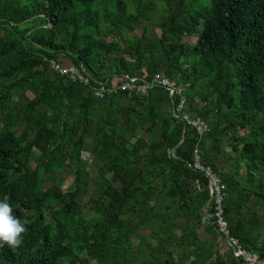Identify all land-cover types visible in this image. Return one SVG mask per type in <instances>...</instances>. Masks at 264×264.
<instances>
[{"label":"trees","instance_id":"16d2710c","mask_svg":"<svg viewBox=\"0 0 264 264\" xmlns=\"http://www.w3.org/2000/svg\"><path fill=\"white\" fill-rule=\"evenodd\" d=\"M160 1L149 36L133 33L142 0H0V200L27 228L0 264H244L213 225L197 231L210 196L196 145L226 186L231 235L264 259V0ZM65 58L88 85L54 72ZM155 74L181 86L177 117L162 87L90 88Z\"/></svg>","mask_w":264,"mask_h":264},{"label":"built area","instance_id":"2783aa9c","mask_svg":"<svg viewBox=\"0 0 264 264\" xmlns=\"http://www.w3.org/2000/svg\"><path fill=\"white\" fill-rule=\"evenodd\" d=\"M51 68L60 76H68V78H70L72 81H77L83 85L89 84L88 77L85 76L82 71L75 66H69L65 68L58 65L54 61H51ZM154 86L164 88L168 92L169 97H180L177 108L173 111V114L177 117V114H180L184 109L186 103L185 97L182 95L181 86L176 85L163 74H155L151 81H144L137 77L124 75L117 77L115 81H111L109 84L107 82L98 83L97 86L90 88L96 98L103 99L106 96L116 94L118 90L132 92L136 95H144ZM181 118L186 122L185 124L192 127L200 137L207 131V125L201 120L189 119L187 115H183ZM193 159V168L203 172L204 176L207 178L210 196V200L200 211L201 227H206L210 224L213 225L216 228L218 234L223 239L224 243L231 250L232 256L236 260H239L244 264H264V259H261L257 253L248 252L245 250L238 239L231 235L224 212L226 186L224 183H222L220 177L217 174L202 164L197 145L193 151ZM210 202H212L213 208L211 212L209 211Z\"/></svg>","mask_w":264,"mask_h":264},{"label":"rangeland","instance_id":"374dc122","mask_svg":"<svg viewBox=\"0 0 264 264\" xmlns=\"http://www.w3.org/2000/svg\"><path fill=\"white\" fill-rule=\"evenodd\" d=\"M124 1L127 3L129 10L135 11L136 6H138V0H124ZM142 2H143V5H144V7H143V9L141 11L142 17H141L140 21L138 22V24L136 25V28L133 31V33L136 34V35H140L141 32H142L143 27H145L147 29V35L151 36L154 33L158 34L159 29H158L157 25L160 22V19L162 18V16L165 14V9H164V7L162 5V2L160 0H142ZM61 64L65 68L70 66L69 65L70 62L67 60V58L63 59ZM12 100H13V103H16V99L15 98H12ZM157 132L158 131L155 130L154 135H157ZM83 156H84V158H83L84 161H87L88 157H89L88 154L84 153ZM91 174H92V176H94V174H95L93 169H91ZM67 180L68 181H66V183H64L65 186H68V184L72 180V176H69ZM94 186H95L94 182L91 181L90 182V186H89L91 193L94 190ZM115 186L118 188L119 184H115ZM88 198H89V194L85 195L83 197V203L86 202L88 200ZM85 212H86L85 217H88V216L92 215V212L89 211L88 209ZM258 215L261 216V219H262V224L261 225H262V227H264V212H263L262 209H260L258 211ZM203 230H204V227H199L197 229L199 235L201 237H203V238H206L207 235L204 233ZM144 232L146 234L150 235V229L149 228L146 229ZM225 247L226 246H225L224 241H223L222 250L224 252L226 251ZM161 258H163V256H161ZM152 262L154 264H159L155 260H152Z\"/></svg>","mask_w":264,"mask_h":264},{"label":"clouds","instance_id":"9594fccd","mask_svg":"<svg viewBox=\"0 0 264 264\" xmlns=\"http://www.w3.org/2000/svg\"><path fill=\"white\" fill-rule=\"evenodd\" d=\"M26 231L25 224L13 215L9 197L5 196L0 200V248L4 246L10 249L19 248L23 243V234Z\"/></svg>","mask_w":264,"mask_h":264},{"label":"crops","instance_id":"0c3cea01","mask_svg":"<svg viewBox=\"0 0 264 264\" xmlns=\"http://www.w3.org/2000/svg\"><path fill=\"white\" fill-rule=\"evenodd\" d=\"M224 244H225V243H224ZM225 246H226V247H225V248H226L225 250H228L229 248L227 247V245H226V244H225Z\"/></svg>","mask_w":264,"mask_h":264},{"label":"water","instance_id":"95a60500","mask_svg":"<svg viewBox=\"0 0 264 264\" xmlns=\"http://www.w3.org/2000/svg\"><path fill=\"white\" fill-rule=\"evenodd\" d=\"M182 142V139H181V141H180V143ZM173 152H174V150H173Z\"/></svg>","mask_w":264,"mask_h":264}]
</instances>
